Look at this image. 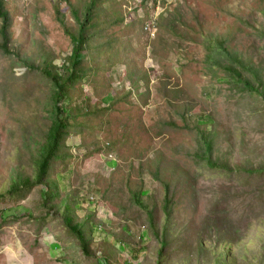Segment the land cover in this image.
<instances>
[{
  "label": "rangeland",
  "instance_id": "obj_1",
  "mask_svg": "<svg viewBox=\"0 0 264 264\" xmlns=\"http://www.w3.org/2000/svg\"><path fill=\"white\" fill-rule=\"evenodd\" d=\"M1 1L0 264H157L154 232L166 236L161 264H264V0H162L156 10L135 0ZM88 8L94 32L66 85L48 210L44 186L18 199L6 189L34 177L50 122L53 84L35 66L63 64ZM218 42L256 89L228 76ZM200 131L211 142L202 158ZM63 203L73 222L88 219L90 255L63 225Z\"/></svg>",
  "mask_w": 264,
  "mask_h": 264
},
{
  "label": "trees",
  "instance_id": "obj_2",
  "mask_svg": "<svg viewBox=\"0 0 264 264\" xmlns=\"http://www.w3.org/2000/svg\"><path fill=\"white\" fill-rule=\"evenodd\" d=\"M89 8L85 12V17L82 21H79V31L78 34L70 32V38L72 40V48L70 54L64 58L63 64L60 66L54 62V59H43L41 66L36 65L41 73H44L52 82L53 89L51 94L52 99V108H50V122L47 126V130L45 132V142L40 146L39 149V158L36 162V170L33 178L29 176H18L13 179L6 189V193L13 197V199L24 198L29 190L35 185L44 186V190H42V204L46 209H52L57 207L56 204L53 203L55 199L58 198V188L57 184L53 180H49L47 178V170L49 167L50 160L57 156L58 149L62 148L64 136L67 132L68 121L63 115L66 110V102L67 95L66 89L68 83L75 81L76 78L80 76L78 71L80 70V62L82 60L81 51L84 49L86 42H90L93 37V30L89 29ZM76 17V15H75ZM77 18V17H76ZM0 49L8 52L6 41H7V25H8V13L7 10L3 7V3L0 0ZM86 29H89L86 31ZM219 51L222 52L226 56V58L231 62L224 66V69L227 71L228 76L233 79L235 82H241V84L250 89H256L249 81L245 80L241 76V70H244V66L235 55L229 54L222 46L221 42H218ZM24 65L31 70H34L33 63L24 62ZM62 67V71L60 68ZM76 70H78L76 72ZM84 74L82 73L83 77ZM258 91V90H257ZM201 133V144H200V152L195 153L198 154V157H205V154L210 152L211 150V142L209 137L204 131H200ZM203 153V154H202ZM209 164H214L209 161ZM264 169V168H261ZM132 199L136 205L141 208H144L145 205L140 198V194L137 192L132 193ZM164 213L169 217L170 205L169 199L167 197V193L164 197V202L162 205ZM63 225L66 229L71 232L76 240L78 241V246L81 252L84 255H90V236L87 238L84 234V228L86 223H89L88 219L82 222H73L72 210L67 203H63L62 214H60ZM152 217H150L151 219ZM88 234L91 233V230L88 229ZM155 237L159 240L160 248L158 250V258L157 264H161V256L163 255V250L166 246V236L164 232L159 234L158 232H154Z\"/></svg>",
  "mask_w": 264,
  "mask_h": 264
},
{
  "label": "built area",
  "instance_id": "obj_3",
  "mask_svg": "<svg viewBox=\"0 0 264 264\" xmlns=\"http://www.w3.org/2000/svg\"><path fill=\"white\" fill-rule=\"evenodd\" d=\"M161 1L162 0H135V3L137 6H142L144 4L148 8L152 7V8H154V10H156L159 8ZM152 18L149 19L150 21L145 24L146 27L150 28V22H151Z\"/></svg>",
  "mask_w": 264,
  "mask_h": 264
}]
</instances>
